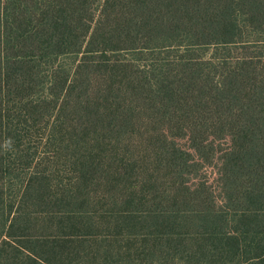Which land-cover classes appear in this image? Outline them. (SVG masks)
<instances>
[{
    "label": "trees",
    "instance_id": "16d2710c",
    "mask_svg": "<svg viewBox=\"0 0 264 264\" xmlns=\"http://www.w3.org/2000/svg\"><path fill=\"white\" fill-rule=\"evenodd\" d=\"M0 264H264V0H0Z\"/></svg>",
    "mask_w": 264,
    "mask_h": 264
},
{
    "label": "rangeland",
    "instance_id": "374dc122",
    "mask_svg": "<svg viewBox=\"0 0 264 264\" xmlns=\"http://www.w3.org/2000/svg\"><path fill=\"white\" fill-rule=\"evenodd\" d=\"M199 173H203L207 175L209 178V181L216 184L215 177L218 174L217 166L214 164L207 165L203 170H199ZM87 260H90L89 257H87Z\"/></svg>",
    "mask_w": 264,
    "mask_h": 264
}]
</instances>
